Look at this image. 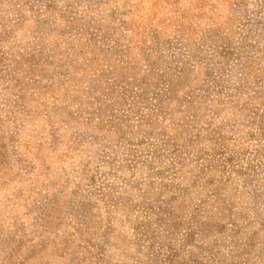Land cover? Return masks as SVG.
Masks as SVG:
<instances>
[{
    "label": "rangeland",
    "instance_id": "obj_1",
    "mask_svg": "<svg viewBox=\"0 0 264 264\" xmlns=\"http://www.w3.org/2000/svg\"><path fill=\"white\" fill-rule=\"evenodd\" d=\"M0 264H264V0H0Z\"/></svg>",
    "mask_w": 264,
    "mask_h": 264
}]
</instances>
